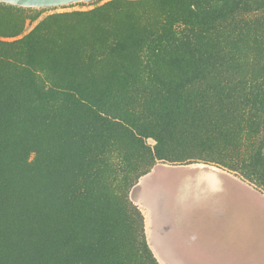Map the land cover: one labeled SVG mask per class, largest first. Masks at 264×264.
Segmentation results:
<instances>
[{"label":"trees","instance_id":"1","mask_svg":"<svg viewBox=\"0 0 264 264\" xmlns=\"http://www.w3.org/2000/svg\"><path fill=\"white\" fill-rule=\"evenodd\" d=\"M67 6L0 1V264H161L129 197L157 162L264 192V0Z\"/></svg>","mask_w":264,"mask_h":264},{"label":"water","instance_id":"2","mask_svg":"<svg viewBox=\"0 0 264 264\" xmlns=\"http://www.w3.org/2000/svg\"><path fill=\"white\" fill-rule=\"evenodd\" d=\"M0 1L21 7L46 8L92 0ZM148 142L154 143V140L149 138ZM218 166L205 162L153 166L131 187L129 197L142 212L146 211L147 242L161 264L188 263V255L194 248H206L214 253L217 238L223 237L224 228L237 217L248 221V243L256 245L255 264H264V207L253 201L248 184ZM158 168L166 169L168 175L165 170L166 174H158ZM213 182L218 187L200 188L205 184L212 186ZM186 183H195V196H191L197 195L201 200L178 214L176 209Z\"/></svg>","mask_w":264,"mask_h":264},{"label":"rangeland","instance_id":"3","mask_svg":"<svg viewBox=\"0 0 264 264\" xmlns=\"http://www.w3.org/2000/svg\"><path fill=\"white\" fill-rule=\"evenodd\" d=\"M103 2L105 0H92L88 2H76L68 4L69 6L64 8H58L57 11L61 10H71V9H88L93 6L95 2ZM52 10H46V12H51ZM171 163L157 162L155 166H163L170 165ZM219 167V166H218ZM221 168V167H220ZM224 170H227L223 168ZM167 170L164 168H158L157 172L160 175L166 174ZM230 175L235 176L237 178H241L238 174L227 170ZM168 175V172H167ZM249 187L252 190H259L251 183H249ZM248 188V187H247ZM246 188V190H248ZM261 193H264L260 191ZM144 217L146 216V211L143 209ZM238 218V217H237ZM234 218L233 223L228 227L224 228L222 233L223 237H218L216 240L215 249L212 250L211 253L206 248H194L191 249L193 252L188 255L189 259L188 263L185 264H255V257L257 255L254 254V249L256 245L254 243L249 242V233L247 230L248 221H243L240 218ZM146 226V221H145ZM221 235V234H220ZM222 253V258H220V254Z\"/></svg>","mask_w":264,"mask_h":264},{"label":"bare ground","instance_id":"4","mask_svg":"<svg viewBox=\"0 0 264 264\" xmlns=\"http://www.w3.org/2000/svg\"><path fill=\"white\" fill-rule=\"evenodd\" d=\"M186 186L184 187V189H182L181 190V195H182V197H181V199H182V201L183 200H185L183 203H182V201L180 202L179 201V205L177 206V209H176V212L178 213V214H181V213H183L185 210H187L190 206H194V205H197L198 203H200V197H198L197 195H196V197H194L195 196V194H194V190H195V187H196V185H195V183L193 184V183H186L185 184ZM211 188V187H214V188H216V187H218L217 185H216V183L215 182H213L212 183V186L211 185H209V184H205V186H201L200 188H203V190H204V188ZM194 195V196H191V195ZM191 196V197H190ZM180 198V197H179ZM190 209V208H189ZM191 217V219H192V217L193 216H190Z\"/></svg>","mask_w":264,"mask_h":264},{"label":"crops","instance_id":"5","mask_svg":"<svg viewBox=\"0 0 264 264\" xmlns=\"http://www.w3.org/2000/svg\"><path fill=\"white\" fill-rule=\"evenodd\" d=\"M238 179H240L241 181H243L245 184L250 185L248 181H246V180H244L242 178H238ZM251 197H252L253 201L257 205H259L261 207H264V193H261L260 190L258 192V191H256V190L253 189L252 192H251Z\"/></svg>","mask_w":264,"mask_h":264}]
</instances>
